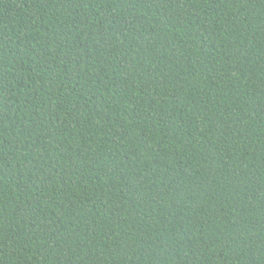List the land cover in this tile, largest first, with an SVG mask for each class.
I'll use <instances>...</instances> for the list:
<instances>
[{
  "label": "trees",
  "instance_id": "1",
  "mask_svg": "<svg viewBox=\"0 0 264 264\" xmlns=\"http://www.w3.org/2000/svg\"><path fill=\"white\" fill-rule=\"evenodd\" d=\"M0 264H264V0H0Z\"/></svg>",
  "mask_w": 264,
  "mask_h": 264
}]
</instances>
